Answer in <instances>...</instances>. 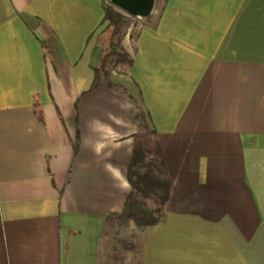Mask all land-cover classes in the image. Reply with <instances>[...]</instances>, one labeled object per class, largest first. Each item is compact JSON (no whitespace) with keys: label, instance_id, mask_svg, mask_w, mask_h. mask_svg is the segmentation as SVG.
Masks as SVG:
<instances>
[{"label":"crops","instance_id":"1","mask_svg":"<svg viewBox=\"0 0 264 264\" xmlns=\"http://www.w3.org/2000/svg\"><path fill=\"white\" fill-rule=\"evenodd\" d=\"M107 1L0 0V264L111 262L144 124L170 193L140 264H264V0H164L92 89Z\"/></svg>","mask_w":264,"mask_h":264},{"label":"trees","instance_id":"2","mask_svg":"<svg viewBox=\"0 0 264 264\" xmlns=\"http://www.w3.org/2000/svg\"><path fill=\"white\" fill-rule=\"evenodd\" d=\"M104 11V18L109 20L106 29L111 34L108 45L104 49L101 64L96 68L92 89L96 88L103 80L109 81L108 77L106 79L102 77L101 72L108 73L105 67L112 59L111 62L114 61V63L126 61L129 67L133 64V57L120 44L119 34L124 25H128L137 17L114 6L110 1L104 3ZM155 134V130H149L146 134L138 133L136 135V144L128 169L131 191L122 211L112 213L108 217L110 222L123 221L127 223L132 220L137 228L148 231L153 226L165 221L170 180L163 152Z\"/></svg>","mask_w":264,"mask_h":264},{"label":"rangeland","instance_id":"3","mask_svg":"<svg viewBox=\"0 0 264 264\" xmlns=\"http://www.w3.org/2000/svg\"><path fill=\"white\" fill-rule=\"evenodd\" d=\"M163 2L164 0H155V5L151 13L153 14L152 16L154 20H157L160 16L164 7L162 6ZM147 19L148 16L133 19V21H130L128 25H124L122 27L121 33L119 34V37H121L120 44L127 52L130 53L132 57L140 25L145 23ZM110 34L111 33L107 30L106 37H108V39ZM111 61H109L105 67L107 68L109 74L103 73V71L101 72L104 79L107 77L110 78L113 71H118L120 73H126L128 71V62L118 61V63H114V61ZM147 132H149V129L147 128V125L144 124L140 133L146 134ZM122 222L112 221L110 224L109 235L106 240L108 250L105 249V258L106 260L109 259V261H111L109 262L110 264H140V248L146 231L137 228L132 220L127 221V223Z\"/></svg>","mask_w":264,"mask_h":264},{"label":"water","instance_id":"4","mask_svg":"<svg viewBox=\"0 0 264 264\" xmlns=\"http://www.w3.org/2000/svg\"><path fill=\"white\" fill-rule=\"evenodd\" d=\"M110 2L135 17L149 16L155 5V0H110Z\"/></svg>","mask_w":264,"mask_h":264}]
</instances>
